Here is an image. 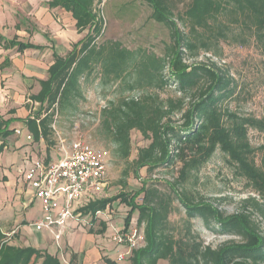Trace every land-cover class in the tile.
I'll list each match as a JSON object with an SVG mask.
<instances>
[{
    "label": "trees",
    "instance_id": "obj_1",
    "mask_svg": "<svg viewBox=\"0 0 264 264\" xmlns=\"http://www.w3.org/2000/svg\"><path fill=\"white\" fill-rule=\"evenodd\" d=\"M141 1L151 8V19L169 31L170 44L162 56L146 49L130 50L112 40L97 44L104 20L96 8L102 0H52L51 7L70 12L78 32L87 34L65 57L55 58L48 79L40 82L41 91L33 97L42 104V112L28 126L39 138V120L48 139L56 114L77 108L83 97L81 80L89 82L98 72L103 86L120 89L117 99L101 110L100 123L117 156L131 157V133L138 131L150 144L133 161L135 176L143 169L151 175L158 169L172 173L180 168L176 177L166 181L165 190L144 181L132 196L121 193L84 211L96 214L120 200L130 208L127 226L138 212L146 246L132 253L130 264H264V234L253 219L255 213L264 220V105L260 118L223 108V102L236 93L234 79L212 60L196 61L201 53L220 57V42L228 40L229 34L236 44L254 43L264 53V0ZM7 46L34 48L13 41ZM168 88L176 95L163 97ZM9 122L0 116V154L14 133L8 129ZM250 130L263 134L256 148L250 143ZM217 150L225 154L234 176L244 179L257 196L245 199L241 210L233 214L225 213L217 199H199V192L190 187L191 182L192 186L198 183L200 169ZM175 202L186 215L179 232L170 221ZM194 220H200L207 231L231 239L217 248L205 245L194 231ZM41 259V264H62L33 248L0 247V264H38Z\"/></svg>",
    "mask_w": 264,
    "mask_h": 264
},
{
    "label": "crops",
    "instance_id": "obj_2",
    "mask_svg": "<svg viewBox=\"0 0 264 264\" xmlns=\"http://www.w3.org/2000/svg\"><path fill=\"white\" fill-rule=\"evenodd\" d=\"M51 2L0 0V116L10 121L8 129L14 131L0 154V247L6 244L33 248L57 257L62 264H130L128 260L118 262L120 247L110 239L111 224L127 227L128 216L114 215L113 203L100 211L111 212L108 218L85 212L90 205L87 202L77 210L84 214L85 224L69 222L59 243L52 233L31 226L43 216V210L24 175L36 161L50 164L59 159V151L54 153L51 148L53 134L48 139L44 137L39 120V138L28 126L29 120L37 118L43 109L33 97L41 91L40 82L48 79L55 58L65 57L83 39L72 14L51 7ZM12 41L34 48L8 47ZM42 262L43 259L38 264Z\"/></svg>",
    "mask_w": 264,
    "mask_h": 264
},
{
    "label": "rangeland",
    "instance_id": "obj_3",
    "mask_svg": "<svg viewBox=\"0 0 264 264\" xmlns=\"http://www.w3.org/2000/svg\"><path fill=\"white\" fill-rule=\"evenodd\" d=\"M96 11L104 20L101 31L102 36L97 40V44L112 40L121 43L123 47L130 50L146 49L159 56L163 55L165 47L170 44L169 31L162 24L151 19V8L141 0H102L101 3L97 4ZM235 28L236 26L233 27V29ZM86 34L87 32H83L80 37L84 38ZM219 47L220 57L201 53L196 61L207 64L212 60L234 79L237 86L236 93L231 99L223 102V108H228L238 115L262 117L264 105V53L254 43L246 46L236 44L233 42L231 34H229L228 40L220 42ZM193 62L190 61L189 63ZM81 81L83 97L79 99L77 108L55 116V122L52 126L53 144H51V148L54 153L59 150L60 138L66 141V145H69L75 139H81L94 148L108 152L106 176L104 178L107 185L102 192L94 197L90 204L116 197L121 193H128L132 196L142 187L144 181L149 184L157 183L160 189L165 190L166 181H171V177L174 175L176 177L180 167L172 173L158 169L151 175L143 169L135 176L133 161L137 158L139 150L148 147L150 142L144 140L138 131H132L131 157L128 160H122L115 153V144L100 130L101 110L104 109V105L107 106L111 101L117 99L120 89L113 84L103 86L98 72L90 78L89 82L84 81V79ZM175 95L173 88H168L162 93L163 97ZM248 137L254 148L263 141V134L258 133L256 130H250ZM58 157H62L61 153H59L57 159ZM256 162L260 164L259 158H256ZM126 171H129L127 177L124 175ZM195 179L198 183L192 186L193 182H191L190 187L194 189L193 192H199V199L205 198L210 201L217 199L220 201L217 204L227 214L238 212L241 210L245 199L256 196L244 179L234 176L233 167L220 150H217L207 164L200 169L198 177ZM126 185L127 187H125ZM142 197L143 195L138 197L136 201L141 203ZM111 206L115 207L114 215L116 214V216L119 214V216L126 217L130 211V208L120 200ZM174 207L176 210L171 215L170 221L177 227L176 232H179L186 215L178 202L174 203ZM120 210H123L121 215ZM138 216V212H136L133 219L138 221ZM253 219L259 224L260 230L264 234V220L255 213ZM193 226L194 231L200 234L201 239L207 246L217 248L231 239V237L218 236L207 231L200 220H194ZM141 228L144 229V226H141Z\"/></svg>",
    "mask_w": 264,
    "mask_h": 264
},
{
    "label": "built area",
    "instance_id": "obj_4",
    "mask_svg": "<svg viewBox=\"0 0 264 264\" xmlns=\"http://www.w3.org/2000/svg\"><path fill=\"white\" fill-rule=\"evenodd\" d=\"M59 143L61 158L50 164L36 161L24 175L43 210V216L31 226L37 231L52 233L57 243L69 222L73 221L78 226L85 224L84 214L82 216L77 210L84 208L105 189L109 156L106 150L94 148L85 140L75 139L66 145V141L60 138ZM99 215L109 218L111 212H97V217ZM110 227V239L120 247L118 262L127 261L134 251L146 246L144 229L138 221L131 219L129 225L122 229L113 224Z\"/></svg>",
    "mask_w": 264,
    "mask_h": 264
}]
</instances>
